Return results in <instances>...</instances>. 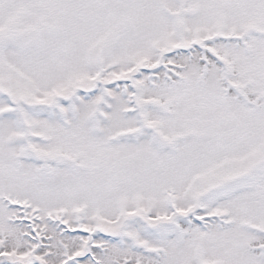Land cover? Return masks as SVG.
<instances>
[{
	"label": "snow or ice",
	"instance_id": "6c2138e0",
	"mask_svg": "<svg viewBox=\"0 0 264 264\" xmlns=\"http://www.w3.org/2000/svg\"><path fill=\"white\" fill-rule=\"evenodd\" d=\"M0 264H264V0H0Z\"/></svg>",
	"mask_w": 264,
	"mask_h": 264
}]
</instances>
